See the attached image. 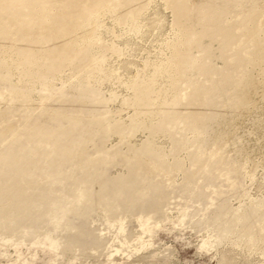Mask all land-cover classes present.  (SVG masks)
<instances>
[{
	"label": "rangeland",
	"instance_id": "rangeland-1",
	"mask_svg": "<svg viewBox=\"0 0 264 264\" xmlns=\"http://www.w3.org/2000/svg\"><path fill=\"white\" fill-rule=\"evenodd\" d=\"M222 262L264 264V0H0V264Z\"/></svg>",
	"mask_w": 264,
	"mask_h": 264
},
{
	"label": "bare ground",
	"instance_id": "bare-ground-1",
	"mask_svg": "<svg viewBox=\"0 0 264 264\" xmlns=\"http://www.w3.org/2000/svg\"><path fill=\"white\" fill-rule=\"evenodd\" d=\"M132 19H130L129 20V22L131 21ZM102 27H104V25H103V23H101L97 28L98 29H100V28H102ZM108 28H110V29H107L108 30V32H112V31H114L115 30V28L113 27V28H111V27H108ZM176 31L175 32H177L178 30L177 29H175ZM180 97H182V98H185L186 97V94L185 93H182V95L180 96ZM219 254V253H218ZM221 258H222V255H221ZM226 260V259H225ZM225 262V261H224ZM222 264H223V262H222Z\"/></svg>",
	"mask_w": 264,
	"mask_h": 264
}]
</instances>
